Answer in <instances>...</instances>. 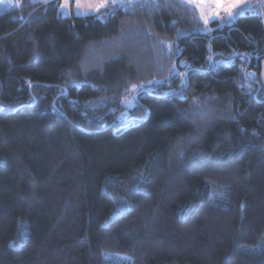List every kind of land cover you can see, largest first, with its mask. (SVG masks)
I'll return each instance as SVG.
<instances>
[{"label": "trees", "instance_id": "trees-1", "mask_svg": "<svg viewBox=\"0 0 264 264\" xmlns=\"http://www.w3.org/2000/svg\"><path fill=\"white\" fill-rule=\"evenodd\" d=\"M59 5L0 13V264H264L262 19Z\"/></svg>", "mask_w": 264, "mask_h": 264}, {"label": "snow or ice", "instance_id": "snow-or-ice-1", "mask_svg": "<svg viewBox=\"0 0 264 264\" xmlns=\"http://www.w3.org/2000/svg\"><path fill=\"white\" fill-rule=\"evenodd\" d=\"M132 2L133 0H128L129 5ZM183 3L187 7L199 11V18L203 21L207 29V25L212 20L219 18L222 14L232 18L234 10L241 7L243 0H183ZM110 6L115 8L123 5L121 0H74V4L72 0H62V3L59 5L60 9L66 15L69 13L70 8L74 7L77 16H88L93 13H99L102 9H107ZM207 31H211V29H207ZM135 88L136 86H133V89Z\"/></svg>", "mask_w": 264, "mask_h": 264}, {"label": "rangeland", "instance_id": "rangeland-1", "mask_svg": "<svg viewBox=\"0 0 264 264\" xmlns=\"http://www.w3.org/2000/svg\"><path fill=\"white\" fill-rule=\"evenodd\" d=\"M18 1L19 4L21 2V0H0V13L1 12H5L7 10L13 9L15 8L14 6L16 5L18 7ZM45 0H31V2H44ZM53 1V0H52ZM154 2V0H133L132 4H143V3H151ZM51 2V1H49ZM181 2L183 3V0H181ZM60 3H62V0H60ZM72 3L74 4V0H72ZM122 5H124L125 3H128V0H121ZM113 7H109L107 9H102L99 13H93L90 15H95L98 19L103 20L106 17V12L108 9H111ZM194 12L197 15V18L201 24V30L205 33L209 32L207 31V29H213L214 27H211V23L214 21H218L219 26H224V25H231L235 22V20L243 13L245 12H249V11H253L255 14H257L263 21L264 23V0H243V4L241 5L240 8L235 9L234 10V14L232 18L227 17L226 15H221L219 18H216L215 20H212L208 25H207V29L206 26L204 25L203 21L200 20L199 16L200 13L198 10H195L193 8ZM76 9L74 7L70 8L69 13L66 15L64 14V12L60 9L59 7V13L62 16H77L75 14ZM260 81L264 84V60L261 63V72H260ZM111 263H117L116 262H111Z\"/></svg>", "mask_w": 264, "mask_h": 264}, {"label": "crops", "instance_id": "crops-1", "mask_svg": "<svg viewBox=\"0 0 264 264\" xmlns=\"http://www.w3.org/2000/svg\"><path fill=\"white\" fill-rule=\"evenodd\" d=\"M49 1H52V0H47V2L44 1V2H40V3H48ZM16 5L14 6L15 8L17 7ZM18 6H19V1H18Z\"/></svg>", "mask_w": 264, "mask_h": 264}]
</instances>
